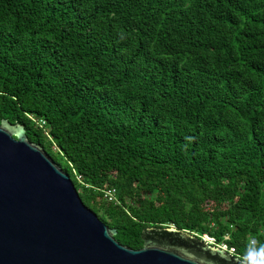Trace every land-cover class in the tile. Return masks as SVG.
<instances>
[{"label":"trees","instance_id":"16d2710c","mask_svg":"<svg viewBox=\"0 0 264 264\" xmlns=\"http://www.w3.org/2000/svg\"><path fill=\"white\" fill-rule=\"evenodd\" d=\"M2 117L120 243L264 244V0H0Z\"/></svg>","mask_w":264,"mask_h":264},{"label":"water","instance_id":"95a60500","mask_svg":"<svg viewBox=\"0 0 264 264\" xmlns=\"http://www.w3.org/2000/svg\"><path fill=\"white\" fill-rule=\"evenodd\" d=\"M71 177L18 121L0 118V264H240L203 234L146 226L142 244L114 238Z\"/></svg>","mask_w":264,"mask_h":264},{"label":"clouds","instance_id":"9594fccd","mask_svg":"<svg viewBox=\"0 0 264 264\" xmlns=\"http://www.w3.org/2000/svg\"><path fill=\"white\" fill-rule=\"evenodd\" d=\"M240 264H264V244L251 242Z\"/></svg>","mask_w":264,"mask_h":264},{"label":"built area","instance_id":"2783aa9c","mask_svg":"<svg viewBox=\"0 0 264 264\" xmlns=\"http://www.w3.org/2000/svg\"><path fill=\"white\" fill-rule=\"evenodd\" d=\"M36 124L38 125H43L44 124V119H42L41 117H36L35 115L29 114L28 115ZM76 177L79 179V175L77 174ZM115 190L114 187L112 186H106V188L103 189V194L105 197H107L110 200H114L115 199ZM206 239L210 242H212V237L206 236ZM249 242H252V240H250ZM219 247L226 249L229 252H233V247H227L225 243H220L217 244Z\"/></svg>","mask_w":264,"mask_h":264},{"label":"rangeland","instance_id":"374dc122","mask_svg":"<svg viewBox=\"0 0 264 264\" xmlns=\"http://www.w3.org/2000/svg\"><path fill=\"white\" fill-rule=\"evenodd\" d=\"M63 162V161H62ZM74 174V173H73ZM73 174L71 173V177H74ZM208 205H211L210 202H208ZM206 237V236H205Z\"/></svg>","mask_w":264,"mask_h":264}]
</instances>
